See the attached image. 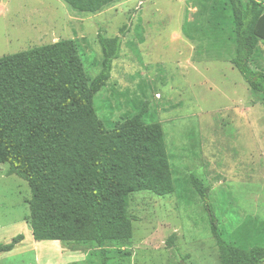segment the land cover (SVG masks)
Listing matches in <instances>:
<instances>
[{
    "label": "rangeland",
    "instance_id": "1",
    "mask_svg": "<svg viewBox=\"0 0 264 264\" xmlns=\"http://www.w3.org/2000/svg\"><path fill=\"white\" fill-rule=\"evenodd\" d=\"M196 4L119 0L87 13L62 0H0V57L72 39L92 78L102 55L97 34L120 37L111 76L94 96L96 111L112 124L146 110L144 120L161 125L175 186L165 196L128 195V241L103 252L95 244L58 241L45 252L44 243L33 244L27 181L0 164V243L25 237L11 253H0V264H220L210 212L226 240L246 218L264 220V105L229 62L232 43L204 32L193 41L184 35V24L197 18ZM260 46L254 61L264 66ZM191 176L208 188L207 201ZM59 249L70 255L61 257Z\"/></svg>",
    "mask_w": 264,
    "mask_h": 264
},
{
    "label": "trees",
    "instance_id": "2",
    "mask_svg": "<svg viewBox=\"0 0 264 264\" xmlns=\"http://www.w3.org/2000/svg\"><path fill=\"white\" fill-rule=\"evenodd\" d=\"M62 1L74 11L97 13L119 0ZM195 6L197 18L184 24V35L193 41L204 32L232 43L229 62L264 105V66L254 61L263 53L264 0H199ZM97 40L100 71L92 78L72 39L0 57V164L27 181L36 241L95 244L103 252L132 236L129 194L165 196L175 186L161 125L146 122V110L112 124L99 117L94 96L111 76L121 39L99 32ZM190 182L207 201L208 188L195 176ZM209 220L220 264H261L264 220L246 218L228 240L211 212ZM22 239L18 234L0 243V253Z\"/></svg>",
    "mask_w": 264,
    "mask_h": 264
},
{
    "label": "crops",
    "instance_id": "3",
    "mask_svg": "<svg viewBox=\"0 0 264 264\" xmlns=\"http://www.w3.org/2000/svg\"><path fill=\"white\" fill-rule=\"evenodd\" d=\"M258 1H263V0H258ZM24 239H25V237H24ZM23 239V240H24ZM34 239V238H33ZM22 240V241H23ZM35 240V239H34ZM36 241V240H35ZM34 243H37L36 245H40L39 243H44V244H42V245H44L42 248L44 249V250H47V251H45V252H50L49 251V247H48V244L47 243H53V244H56V243H58V241H56V240H45V241H37V242H33V244ZM15 249V248H14ZM14 249H12L11 251H14ZM52 249V248H51ZM11 251H9V252H6V253H11ZM35 251V250H34ZM37 251L39 252V251H41V252H43V250L40 248V249H38L37 248ZM71 251H73L72 249H71ZM76 251V250H75ZM60 254H61V257H64V258H66V257H68L69 255H70V251H68V250H64V249H59V251H58ZM49 259V258H48Z\"/></svg>",
    "mask_w": 264,
    "mask_h": 264
}]
</instances>
